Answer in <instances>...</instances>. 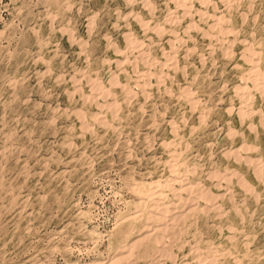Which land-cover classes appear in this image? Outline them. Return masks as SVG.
I'll return each instance as SVG.
<instances>
[{
  "label": "rangeland",
  "instance_id": "obj_1",
  "mask_svg": "<svg viewBox=\"0 0 264 264\" xmlns=\"http://www.w3.org/2000/svg\"><path fill=\"white\" fill-rule=\"evenodd\" d=\"M112 262L264 264V0H0V264Z\"/></svg>",
  "mask_w": 264,
  "mask_h": 264
},
{
  "label": "bare ground",
  "instance_id": "obj_2",
  "mask_svg": "<svg viewBox=\"0 0 264 264\" xmlns=\"http://www.w3.org/2000/svg\"><path fill=\"white\" fill-rule=\"evenodd\" d=\"M188 11V10H187ZM216 20V19H215ZM223 181V180H222ZM157 198V197H156ZM167 207V206H166ZM170 208V207H169ZM171 212V211H170ZM173 214V213H172ZM161 219V218H160ZM163 220V219H162ZM104 264V263H103ZM106 264H114L113 262L112 263H106Z\"/></svg>",
  "mask_w": 264,
  "mask_h": 264
}]
</instances>
